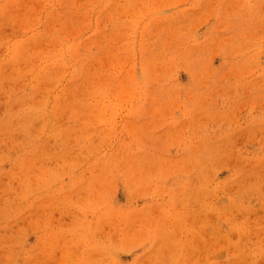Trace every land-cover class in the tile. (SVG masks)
I'll return each mask as SVG.
<instances>
[{
    "label": "rangeland",
    "instance_id": "obj_1",
    "mask_svg": "<svg viewBox=\"0 0 264 264\" xmlns=\"http://www.w3.org/2000/svg\"><path fill=\"white\" fill-rule=\"evenodd\" d=\"M0 264H264V0H0Z\"/></svg>",
    "mask_w": 264,
    "mask_h": 264
}]
</instances>
